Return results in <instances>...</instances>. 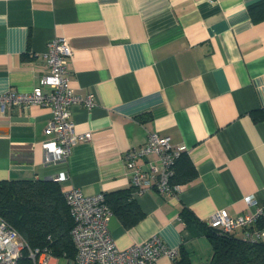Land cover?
<instances>
[{"label": "crops", "instance_id": "0c3cea01", "mask_svg": "<svg viewBox=\"0 0 264 264\" xmlns=\"http://www.w3.org/2000/svg\"><path fill=\"white\" fill-rule=\"evenodd\" d=\"M56 36L71 47L69 86L93 100L91 108L70 107L74 130L89 138L65 160L46 162L50 108L7 106L0 112V180L65 174L62 192L129 189L142 217L125 227L113 213L115 243L127 247L157 233L191 264L211 257L201 226L216 209L237 216L261 207L257 220L264 217V0H0V92L38 85ZM152 133L182 146L194 169L169 195L154 184L131 185L124 164V152ZM136 164L157 173L162 167L153 152ZM182 208L199 224L188 228ZM173 263L162 256L155 264ZM49 264L73 259L52 256Z\"/></svg>", "mask_w": 264, "mask_h": 264}, {"label": "built area", "instance_id": "2783aa9c", "mask_svg": "<svg viewBox=\"0 0 264 264\" xmlns=\"http://www.w3.org/2000/svg\"><path fill=\"white\" fill-rule=\"evenodd\" d=\"M70 55L71 47L65 37L52 38L45 54L48 71L39 79L38 85L27 92L12 88L0 92V112L7 106L28 104L50 108L47 130L53 132L54 137L42 144L46 162L65 160L74 144L89 138L88 133L74 130L70 117V107L74 103H82L88 108L93 106L90 96H78L69 86L66 60ZM43 86L48 90L44 91ZM182 149V146L173 148L168 137L156 133L149 134L139 146L129 148L124 152L123 160L131 185L139 188L154 184L159 191L172 194L176 185L171 183V178ZM151 152L161 161L158 173L154 167L146 170L136 164L138 158ZM64 177L65 174H59L51 179L59 182ZM63 195L74 221L70 230L76 251L73 264H155L162 256L171 260L178 257L179 247L166 245L157 233L127 247H119L109 232L108 223L113 213L104 192L85 194L78 187H70L63 191ZM246 201L253 202V197L248 195ZM262 212L259 207L253 214L230 216L225 208H220L210 215L208 225L225 233L240 229L243 240L255 243L264 238V228L254 226ZM25 248L33 264H49L52 254L48 250H31L19 232L0 216V264H17Z\"/></svg>", "mask_w": 264, "mask_h": 264}, {"label": "trees", "instance_id": "16d2710c", "mask_svg": "<svg viewBox=\"0 0 264 264\" xmlns=\"http://www.w3.org/2000/svg\"><path fill=\"white\" fill-rule=\"evenodd\" d=\"M180 160H184L183 169L186 172L182 178H179L177 168ZM193 177L194 169L181 153L176 160L171 183L188 181ZM105 200L125 227L142 217L129 189L105 193ZM0 216L19 232L31 250L46 249L52 256L74 259L76 251L70 235L74 221L57 181L0 180ZM179 216L188 228L199 224L187 208H182ZM254 226L264 228V217L256 220ZM201 227L212 248L209 261L203 264H264V238L252 243L209 225ZM178 256L173 264H191L188 256L181 253L180 247ZM17 264H33L26 248Z\"/></svg>", "mask_w": 264, "mask_h": 264}]
</instances>
